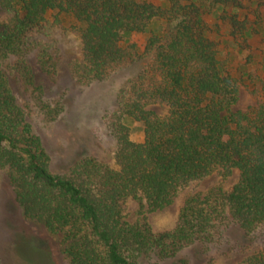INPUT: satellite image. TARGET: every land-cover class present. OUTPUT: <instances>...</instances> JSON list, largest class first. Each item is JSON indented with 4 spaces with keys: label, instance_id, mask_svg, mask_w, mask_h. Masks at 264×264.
<instances>
[{
    "label": "trees",
    "instance_id": "16d2710c",
    "mask_svg": "<svg viewBox=\"0 0 264 264\" xmlns=\"http://www.w3.org/2000/svg\"><path fill=\"white\" fill-rule=\"evenodd\" d=\"M249 7L256 12L264 0H0V169L8 170L24 218L61 234L71 264H147V257L164 261L190 245L203 249L205 264H218L208 251L224 241L231 222L248 240L261 238L242 264H264V77L247 78L254 105L233 109L240 82L206 19L226 21L231 43L242 50L248 37L264 31L263 20L245 12ZM60 14L80 25L70 27L80 42L79 58L69 65L77 82H102L143 63L118 92L116 108L103 115L116 143L113 163L86 156L55 173L1 66L25 89L34 86L30 55L54 76L51 30ZM160 22L173 23L171 30H154ZM144 32V44H122L125 36ZM39 102L49 121L62 111L59 102ZM127 121L142 127L140 142L131 139ZM234 172L226 188L185 195L171 229L153 231L144 211L134 221L126 218L131 198L154 212L183 187Z\"/></svg>",
    "mask_w": 264,
    "mask_h": 264
},
{
    "label": "rangeland",
    "instance_id": "374dc122",
    "mask_svg": "<svg viewBox=\"0 0 264 264\" xmlns=\"http://www.w3.org/2000/svg\"><path fill=\"white\" fill-rule=\"evenodd\" d=\"M156 4L162 0H149ZM249 18L263 20L264 7L256 12L252 8L245 11ZM55 11L47 13L52 21ZM60 22L52 27L51 39L54 43L53 57L56 60L55 75L50 77L40 70L33 55L28 57L33 71L34 86L25 89L17 74L9 67L1 66L8 86L17 103L27 107L28 121L33 134L39 137L42 146L50 158V170L63 173L77 159L94 156L107 164L113 163L116 143L107 129L103 115L116 108V96L127 81L140 69L143 60L118 71L102 82L82 84L70 73L69 65L79 58L80 42L70 27L80 26L65 15H58ZM259 17V18H258ZM258 18V19H257ZM3 13L0 11V20ZM216 33L212 38L217 42L221 57L226 61L229 71L240 82L238 100L233 109L245 110L254 105L252 86L247 78L264 77V31L253 33L239 50L231 43L226 21L206 18ZM154 24V30L164 28L171 30L173 23ZM215 25V26H214ZM149 36L148 32L133 33L123 38L122 44L136 43L142 45ZM142 51L140 50V53ZM254 87H258L257 80ZM39 101L54 105L59 102L62 111L52 121L45 118L39 108ZM161 114L164 107L151 106ZM130 137L140 142L143 131L140 124L127 121ZM237 178V172L224 180L218 175H210L203 180L180 189L172 203L160 210L147 212L138 199H129L126 207V218L134 221L140 211H144L147 221L155 232L171 229L177 220L180 200L190 193H204L209 187L222 184L230 186ZM224 241L210 247L208 254L218 264H242L246 254L259 248L261 238L248 240L239 227L231 222L224 230ZM205 253L198 245L183 248L176 257L161 261L150 256L147 264H205ZM0 261L3 264H71L63 254L61 234H50L41 223L31 221L22 215L16 200L15 189L10 182L8 170L0 169Z\"/></svg>",
    "mask_w": 264,
    "mask_h": 264
}]
</instances>
